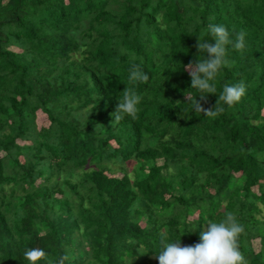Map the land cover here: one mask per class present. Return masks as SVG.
<instances>
[{
    "label": "trees",
    "instance_id": "obj_1",
    "mask_svg": "<svg viewBox=\"0 0 264 264\" xmlns=\"http://www.w3.org/2000/svg\"><path fill=\"white\" fill-rule=\"evenodd\" d=\"M209 24L246 33L202 106L225 84L245 95L215 118L193 111L184 70ZM133 64L148 81H129ZM126 87L139 111L112 125ZM229 213L264 264V0H0V264L36 247L159 264Z\"/></svg>",
    "mask_w": 264,
    "mask_h": 264
},
{
    "label": "clouds",
    "instance_id": "obj_2",
    "mask_svg": "<svg viewBox=\"0 0 264 264\" xmlns=\"http://www.w3.org/2000/svg\"><path fill=\"white\" fill-rule=\"evenodd\" d=\"M206 35H209L211 39H197L198 60L189 62L184 66V70L191 78V89L197 90L199 93L197 96L200 97L199 101L196 99L197 96L192 101L193 111L215 118L225 111L224 106H234L245 95L246 86L243 81L234 85L225 84L214 108L206 109L202 106L203 103H207L209 94L215 95L217 92L215 84L217 75L222 67L229 64L226 58L227 46L232 45L237 51L243 50L246 33L243 30L240 31L233 41L225 26L209 24ZM128 79L134 84L148 81L149 76L141 71L138 65L133 64ZM141 101L142 96L134 87H126L112 114V125L119 123L125 117L135 119ZM206 224L207 229L201 232L200 242L195 245L182 246L180 240L165 243L157 257L159 264H247L238 244L244 227L232 213L227 214L220 222L208 221ZM23 259L28 264H39L40 261H44L45 264H70L71 261V257L65 254L53 262L44 249L39 247L25 250Z\"/></svg>",
    "mask_w": 264,
    "mask_h": 264
},
{
    "label": "rangeland",
    "instance_id": "obj_3",
    "mask_svg": "<svg viewBox=\"0 0 264 264\" xmlns=\"http://www.w3.org/2000/svg\"><path fill=\"white\" fill-rule=\"evenodd\" d=\"M145 258V255H143L142 256V258H140L139 260H142V259H144ZM134 261V260H133ZM145 261V263H147V261L146 260H144Z\"/></svg>",
    "mask_w": 264,
    "mask_h": 264
}]
</instances>
